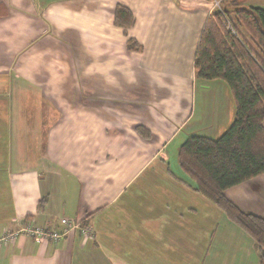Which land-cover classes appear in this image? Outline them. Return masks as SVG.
I'll use <instances>...</instances> for the list:
<instances>
[{
  "label": "crops",
  "instance_id": "0c3cea01",
  "mask_svg": "<svg viewBox=\"0 0 264 264\" xmlns=\"http://www.w3.org/2000/svg\"><path fill=\"white\" fill-rule=\"evenodd\" d=\"M214 2L0 0V235L61 217L93 228L22 232L0 264H258L176 159L187 136L215 138L234 117L228 85L193 68ZM117 4L134 16L126 34ZM225 194L264 216V173Z\"/></svg>",
  "mask_w": 264,
  "mask_h": 264
},
{
  "label": "trees",
  "instance_id": "16d2710c",
  "mask_svg": "<svg viewBox=\"0 0 264 264\" xmlns=\"http://www.w3.org/2000/svg\"><path fill=\"white\" fill-rule=\"evenodd\" d=\"M133 23L132 11L117 4L113 24L126 34ZM125 45L141 50L131 37ZM193 68L198 79H221L228 85L235 112L217 137L187 136L177 148L178 166L253 239L258 264H264V216L243 210L225 194L227 188L264 173V7L220 0L202 27ZM135 130L143 138L151 136L143 125Z\"/></svg>",
  "mask_w": 264,
  "mask_h": 264
},
{
  "label": "built area",
  "instance_id": "2783aa9c",
  "mask_svg": "<svg viewBox=\"0 0 264 264\" xmlns=\"http://www.w3.org/2000/svg\"><path fill=\"white\" fill-rule=\"evenodd\" d=\"M214 6H219V1H215ZM229 26V23L227 24ZM60 226V227H59ZM79 231L84 238H92L93 228L91 224L83 218L61 217L57 225H39V226H23L17 230L6 231L0 235V243L15 238L20 233L32 236L35 240H56L60 237H67Z\"/></svg>",
  "mask_w": 264,
  "mask_h": 264
},
{
  "label": "rangeland",
  "instance_id": "374dc122",
  "mask_svg": "<svg viewBox=\"0 0 264 264\" xmlns=\"http://www.w3.org/2000/svg\"><path fill=\"white\" fill-rule=\"evenodd\" d=\"M217 1V0H215ZM220 1V0H219ZM231 0H225V2H230ZM237 3L241 4V5H253V6H260V7H264V0H234ZM214 204V203H213ZM215 207L217 209H215V213L219 214V217L222 218V220H224L225 223H227L230 226L236 227L238 228L239 226L233 221L231 220L226 213L224 212V210H222L221 208H219L218 206L215 205ZM215 215V214H214ZM84 219V218H83ZM214 219V218H213ZM85 220V219H84ZM86 221V220H85ZM214 222V220H213ZM240 228V227H239ZM241 229V228H240ZM242 230V229H241ZM245 232V231H244ZM82 235V234H81ZM91 236L93 237V233L91 234ZM82 237L84 238V236L82 235ZM49 240V239H48Z\"/></svg>",
  "mask_w": 264,
  "mask_h": 264
}]
</instances>
